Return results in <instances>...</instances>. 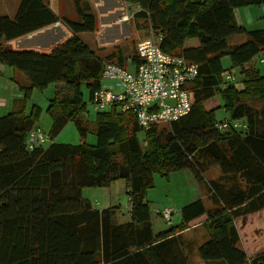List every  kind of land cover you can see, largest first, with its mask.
I'll list each match as a JSON object with an SVG mask.
<instances>
[{
    "label": "trees",
    "instance_id": "obj_1",
    "mask_svg": "<svg viewBox=\"0 0 264 264\" xmlns=\"http://www.w3.org/2000/svg\"><path fill=\"white\" fill-rule=\"evenodd\" d=\"M13 18L0 16V65L23 74L26 99L32 89L62 84L47 113L52 123L44 144L28 150L26 138L38 109L0 117V264H188L192 242L183 237L189 224L205 217L206 238L196 248L205 264H264V253L248 257L238 247V214L264 210V74L252 64L264 56V28L239 26L234 10L264 6V0H121L137 7L133 17L159 36L160 49L198 68L186 86L188 114L160 128L137 126L131 112L113 108L97 113L96 143L56 144L72 122L81 139L87 131L85 104L101 85L106 62L122 65L127 57L113 49L100 58L81 38L93 33L95 19L74 0L78 21L61 18L43 0H18ZM60 23L68 36L47 52L14 50L9 42ZM242 36L240 43L230 40ZM196 40V47H185ZM242 76L241 89L221 74V60ZM131 60L137 64L134 47ZM222 83H226L222 85ZM218 96V108L205 103ZM227 117L218 119L216 112ZM222 121L241 127L219 131ZM140 136H139V135ZM219 176L207 180L212 169ZM188 170L211 198H199L179 210V223L154 232L145 199L153 174ZM123 181L129 220L119 222L116 208L93 209L84 188H108ZM238 211V212H237Z\"/></svg>",
    "mask_w": 264,
    "mask_h": 264
},
{
    "label": "rangeland",
    "instance_id": "obj_2",
    "mask_svg": "<svg viewBox=\"0 0 264 264\" xmlns=\"http://www.w3.org/2000/svg\"><path fill=\"white\" fill-rule=\"evenodd\" d=\"M60 1V15L70 21H78L76 7L73 4L74 0ZM5 2L7 5H10V0H5ZM0 3L2 4V0H0ZM80 6L84 13L92 15L95 19L94 32L81 34L80 38L92 50L95 49L93 50L95 52H103L106 49L110 50L105 57H108L117 48L119 50L122 49L120 52L123 53V57H130L138 41L154 36L143 21L133 17L137 7L127 5L121 0H88L86 3H81ZM251 9L253 10L251 14L254 18V24L245 26L249 29L264 26V6L250 7L248 10ZM240 10L239 15L242 21L241 16H243V9ZM1 15H3L2 12H0V16ZM249 23L250 22H248V25ZM56 25H58V23H56ZM67 33L68 31L65 29V34ZM45 36L46 35H43L40 38L45 40ZM243 40L244 38L242 36H238L230 40L229 43H240ZM197 44L196 40L188 41L189 47H196ZM115 45H119L120 47H115ZM9 46L14 50H21L20 46L15 43ZM23 49L31 50L26 48ZM33 51L40 52V50ZM41 52L45 53L47 51L41 50ZM258 58L259 57L255 58L253 62L257 61L256 67L261 74H264V64H259ZM221 63L223 69L228 70V73L234 77L233 85L237 89H241L242 76L239 74V70L231 68L228 57H223ZM101 82L103 86L108 83L105 80ZM225 84L222 83V85ZM26 85L27 80L23 74L13 68L0 65V117L16 111H22L25 115H29L34 107L39 111L34 121V129L39 128L42 133L48 134L51 130L52 123L51 117L47 113L48 106L54 98L56 91L66 93V90L63 89L62 84H50L42 90L32 89L26 99H24V87H26ZM82 93L86 113L82 114V118L83 120H87L88 124V131L84 139H81L74 124L69 122L54 138V143L77 145L83 140L86 145H95V120L97 113H104L109 110L95 111L89 102L85 88H82ZM219 103L221 104L218 96H214V98L205 103V108H218ZM216 117L218 119H223L227 117V115L223 111L218 110L216 112ZM166 125L167 124H158L156 126L163 128ZM49 143L48 141L44 145L48 146ZM218 176L219 170L217 168H212L207 173L206 179L210 180ZM208 194L205 185L198 182L188 170L172 172L166 176L154 173L152 186L145 191V199L148 202L154 232H158L161 229L167 230L169 228L167 223L159 215V213L163 212L165 209H172L174 211L171 218V224L173 225L180 221L179 210L192 201L202 198L204 207L207 210L210 209L212 205L211 198ZM82 197L88 200L92 208L96 210L116 208L119 222H126L129 220V199L123 181H116L108 188H84L82 189ZM204 221L205 217L194 220L189 224L188 229L183 231L184 239L192 242V252L188 254V264H205L196 254V248L199 243H202L206 238L207 229L203 225ZM234 222L239 235L238 247L244 250L248 257H254L264 252V210L254 214H238Z\"/></svg>",
    "mask_w": 264,
    "mask_h": 264
},
{
    "label": "built area",
    "instance_id": "obj_3",
    "mask_svg": "<svg viewBox=\"0 0 264 264\" xmlns=\"http://www.w3.org/2000/svg\"><path fill=\"white\" fill-rule=\"evenodd\" d=\"M154 35V34H153ZM160 37L154 35L138 41L135 45L137 64L126 57L120 66L106 62L103 65L102 82L92 97L90 104L95 111L111 110L131 112L137 126L144 131L158 124H169L189 113L191 100L186 86L198 75L195 64L183 57L164 53L159 47ZM225 81L232 82L234 77L228 72L221 74ZM241 127L239 122L222 121L216 124L219 131ZM48 142L46 134L33 128L27 135L26 147L32 150ZM174 211L165 209L160 217L171 224Z\"/></svg>",
    "mask_w": 264,
    "mask_h": 264
},
{
    "label": "crops",
    "instance_id": "obj_4",
    "mask_svg": "<svg viewBox=\"0 0 264 264\" xmlns=\"http://www.w3.org/2000/svg\"><path fill=\"white\" fill-rule=\"evenodd\" d=\"M43 1H44V3H46L48 5V7L52 10V12H54L55 14L60 16L61 18H64L62 15H60V5H61L60 0H43ZM18 4H19L18 0H10V5H7L5 0H2V4L0 3V12H2L3 15H1V16H8L10 18H13L15 13H16ZM10 6H12V7H10ZM6 7H7V9H6ZM249 8L248 7L247 8H240V9H243V16H241L242 21L240 20V15H239L240 11H241L240 9L234 10V17H235V20L239 26H243L247 30H253V29H249L246 27V26H250L251 24H254V18L252 17V14H251V12L253 11L252 10L253 8L251 10H248ZM248 22H250L249 25H248ZM258 28H264V26L258 27ZM254 29H257V28H254ZM43 35H46L45 40L40 38ZM66 35L68 36V33L65 34V29L63 28V26L60 23H58V25L54 24L53 26L47 27L41 31L36 32V33L29 34V35L24 36L20 39L11 41V42H9V45L15 43L16 45L20 46V49L26 48V49H31V50L49 51L53 46L61 43L65 39V37H67ZM115 47H120V46L115 45ZM185 47H187V48L189 47L188 41L186 42ZM93 50H95V49H93ZM120 50L122 51V49H120ZM108 51H110V50L106 49L103 52H99V51H96V52L100 58L104 59L105 56L109 53ZM258 62H259V64H264V56L259 57ZM252 64L256 67L257 61L252 62ZM201 200H202V198H201ZM117 216H118V214H117ZM162 230H164V229H161L160 231H162ZM262 253H264V252H262Z\"/></svg>",
    "mask_w": 264,
    "mask_h": 264
}]
</instances>
